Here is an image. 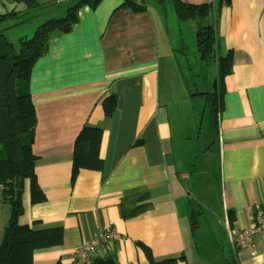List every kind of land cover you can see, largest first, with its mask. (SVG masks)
Listing matches in <instances>:
<instances>
[{
    "label": "crops",
    "instance_id": "1",
    "mask_svg": "<svg viewBox=\"0 0 264 264\" xmlns=\"http://www.w3.org/2000/svg\"><path fill=\"white\" fill-rule=\"evenodd\" d=\"M37 1L25 13L0 0V13L21 11L0 26L6 36L63 17L73 0ZM181 1L196 18L179 20L173 0L85 4L35 63L32 151L45 198L32 202L26 180L19 223L63 235L34 250L33 264H73L78 247L107 231L115 237L101 239L95 257L115 264H264V231L244 248L229 232L247 229L264 203V0H231L218 21L212 0ZM201 16L217 31L214 71L187 52ZM221 59L223 107L205 127L201 94L214 89ZM1 196L0 187V245L9 218Z\"/></svg>",
    "mask_w": 264,
    "mask_h": 264
},
{
    "label": "trees",
    "instance_id": "2",
    "mask_svg": "<svg viewBox=\"0 0 264 264\" xmlns=\"http://www.w3.org/2000/svg\"><path fill=\"white\" fill-rule=\"evenodd\" d=\"M164 2V0H158ZM177 17L181 21L196 18L198 8L181 0H173ZM99 0H73L68 2L66 14L59 18H50L42 22L29 37L21 38L19 45H14L0 29V187L1 201L9 206V218L4 229L0 245V264H33V252L38 248L51 247L62 242L63 232L60 229L33 231L27 225L19 223L22 213V196L26 180L31 182L32 202L44 200L36 176V156L32 151L34 142L36 113L30 93V79L35 63L46 55L52 38L70 32L79 21V10L85 4L95 7ZM212 12L218 21L224 6L231 0H212ZM25 13L36 10L42 5L37 0H16ZM142 6H133L134 11L142 10ZM20 10L16 8L0 13V26L16 19ZM228 59L220 60V71L214 89L202 93L206 98V106L216 126L223 107V69ZM110 105L106 104V114L111 115L115 100L110 97ZM81 137V136H80ZM77 170L74 164L73 172ZM132 191L126 195L136 197ZM137 202V199L134 201ZM125 204V201H124ZM122 204V213L128 216V210ZM141 206L134 215L144 210ZM136 213V214H135ZM92 264H115L109 257H94ZM156 264V263H153ZM233 264V263H232Z\"/></svg>",
    "mask_w": 264,
    "mask_h": 264
},
{
    "label": "rangeland",
    "instance_id": "3",
    "mask_svg": "<svg viewBox=\"0 0 264 264\" xmlns=\"http://www.w3.org/2000/svg\"><path fill=\"white\" fill-rule=\"evenodd\" d=\"M208 21H210L208 16H204L195 24L194 38L192 41L193 44H192V46H191V44L188 45L187 52H189V55L192 56L190 58L193 60V62L194 61H200L202 68L205 66H206L205 68H207L208 66L211 65L212 71H214L213 67H214L215 63H213V62H214L215 54L217 53L216 52L217 31H216L215 25L213 23L212 24L209 23ZM32 28L33 29H31V31L24 30V32H21L22 29L15 30V31L9 33V35H7V36L9 37L10 41H12L16 46H18L19 42H18L17 38H19L20 36H25V35L31 36L33 30L36 28V25L34 24ZM212 75L213 74H211V77H212ZM206 114H207V117H206L205 127H208V125L209 126L211 125V119H210L208 110H207ZM221 190L222 189H220V192L222 193ZM221 193H220V195H221ZM200 208H201V205L196 202L195 210H198ZM193 211H194V209H193ZM205 231H207L209 233L208 230H205ZM199 233L200 232H197V235H199ZM203 234H204V232H203ZM192 238L193 237L190 236L188 241L189 242H191V240L194 242L197 241L196 237L194 239H192ZM205 239H207V237Z\"/></svg>",
    "mask_w": 264,
    "mask_h": 264
},
{
    "label": "built area",
    "instance_id": "4",
    "mask_svg": "<svg viewBox=\"0 0 264 264\" xmlns=\"http://www.w3.org/2000/svg\"><path fill=\"white\" fill-rule=\"evenodd\" d=\"M264 231V203L257 206L256 216L251 225L242 231L230 229V237L233 245L237 248H244L251 246L254 243L255 236ZM113 238L115 234L111 231H107L87 242L75 251V258L73 264H92L98 248L100 246V240L104 238Z\"/></svg>",
    "mask_w": 264,
    "mask_h": 264
},
{
    "label": "water",
    "instance_id": "5",
    "mask_svg": "<svg viewBox=\"0 0 264 264\" xmlns=\"http://www.w3.org/2000/svg\"><path fill=\"white\" fill-rule=\"evenodd\" d=\"M70 1H72V0H70Z\"/></svg>",
    "mask_w": 264,
    "mask_h": 264
}]
</instances>
